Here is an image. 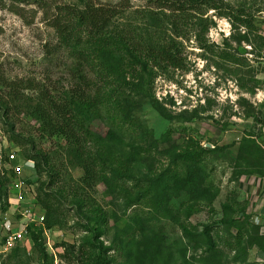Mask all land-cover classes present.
<instances>
[{
	"label": "rangeland",
	"instance_id": "rangeland-1",
	"mask_svg": "<svg viewBox=\"0 0 264 264\" xmlns=\"http://www.w3.org/2000/svg\"><path fill=\"white\" fill-rule=\"evenodd\" d=\"M87 1L95 6L125 8L124 15L113 24L114 30L129 26L141 36L144 31L154 34L160 26L181 53L183 66L177 69L146 63L152 71L146 92L136 95L124 88L126 94L114 97H118L117 102L122 100L118 104L120 109L115 108L118 112H113L116 120H120L119 112L125 109V101L132 102L126 113L128 124L121 133L127 132L125 139H135L134 143L144 149L133 152L125 147V152L119 151L118 162L129 163L131 167L141 163V172L134 171L138 182L132 180L124 186L132 192L137 187L143 188L144 175L149 179L173 172L186 176V163L178 160L175 166L172 159L192 139L202 147L215 148L203 160L206 171L202 186L211 195L215 192V196L211 197L210 206L204 205L205 208L192 214L190 223L199 230L202 225L213 223V234H221V206L229 203L234 209L244 208L250 222L259 225L264 234V178L248 174V165L260 161L264 164V0H221L229 7L226 11L188 14L179 37L171 32L169 20L163 25L170 13L157 10L148 0ZM69 6L82 8V0H0V77L19 85L14 90L0 87V98L10 105L5 111L6 107L0 103V173L24 162L29 154L34 157L30 161H42L46 170L38 184L48 185L53 180L52 191L59 192L62 200L59 224L44 228L38 245L26 237L16 249L1 253L0 264H80L81 249L89 247L88 241L93 238L86 226L99 228L98 242L112 264H197L201 251L181 240L174 223L175 214L183 217L188 194L179 191L171 197L170 213L164 217L150 208L153 200L150 196L133 205L125 193L112 192L102 182L85 188L81 184V164L69 154L62 138L45 139L40 124L23 108L25 103L34 106L40 93L58 100L57 97L70 95L75 88L72 61L59 48L52 27L59 13L63 14L62 9ZM230 9L233 15L244 9L253 19V29L233 26L231 16L226 15ZM150 16L157 20L152 21ZM198 20L203 25L200 30L194 26ZM242 37L249 42L240 40ZM140 71L141 67L137 72ZM29 83L31 89L27 88ZM13 91L20 98L16 110L10 102ZM243 101L254 108L250 118ZM194 114L198 116L196 120L186 119ZM100 127L98 122L90 125L92 132L103 133ZM90 147L92 144H88ZM243 158L249 162L245 163ZM195 178L198 184L199 175ZM78 194L85 203L78 204ZM7 199L11 200L8 196ZM198 202H202V197ZM150 239L161 247L160 254L152 252ZM97 253L87 264H98ZM235 256L231 252L230 257ZM242 256L231 264H264V255L255 247L247 248Z\"/></svg>",
	"mask_w": 264,
	"mask_h": 264
},
{
	"label": "trees",
	"instance_id": "trees-1",
	"mask_svg": "<svg viewBox=\"0 0 264 264\" xmlns=\"http://www.w3.org/2000/svg\"><path fill=\"white\" fill-rule=\"evenodd\" d=\"M148 2L156 6L157 10L165 9L170 13L163 25L168 24L169 20L171 32L176 37L181 34V26H186L184 19H187L188 14L198 16L205 10L222 12L229 9L221 0H148ZM82 4V8L65 7L62 9L63 14L59 13V16L52 22V27L58 36L59 48L65 50L72 61L71 76L76 82L75 88L70 95L57 97L58 100L47 93H40L34 106L25 103L26 107H23L27 110V114L40 124L41 131L46 135L43 137L49 140L62 138L69 154L81 164L83 172L81 184L87 189H91L95 182H102L112 192L125 193L128 197L125 194L124 196L133 205H138L150 196L153 199L150 208L155 214L164 217L170 213L168 206L171 197L177 196L179 191L188 194L189 202L183 206V217L175 214L174 223L180 230L181 240L194 250L201 251L196 261L197 264L235 263L243 257L247 248L252 247L257 248L264 255V234L260 232L259 225L250 222L251 217L244 208L237 210L229 203L221 206L222 217L219 220L221 234H213L211 227L213 223L202 225L200 230L190 223L192 214H196L205 206H210L209 201L213 195L215 196V192L211 195L208 188H202L206 171L203 160L208 154H213L215 148L202 147L190 139L184 146L185 149L175 153L172 159L175 166L178 165V160L186 163V176L182 177L179 173L173 172L168 175L166 173L157 174L155 178L149 179L148 175H144L146 181L141 180L143 188L135 187L136 190L132 192L131 188L124 186L132 180L138 182L134 177L136 176L134 171L141 172V163L131 167L129 163L118 162L117 159L121 157L119 151H124L125 147L133 152L144 151V149L138 147L136 142L134 143L135 139L126 140L127 132L121 133V129L128 124L129 117L126 113L129 112L132 102L125 101L126 106L123 110L125 113L119 112L120 120H116L117 117L113 112L120 109L118 104L122 100L117 102L118 97H114L117 94H126L124 88L132 90L136 95L146 92L152 74L146 63L177 69L183 66L181 53L177 44L171 38L165 37L166 31L159 28L160 26L157 27V32L161 31L163 34L155 32L150 35L144 31L140 36L137 30L129 29V26H126L125 30H114L113 24L117 18L124 15L125 8L122 6L117 8L95 6L87 0H82ZM233 13L230 9L226 14L231 16L233 26L241 25L247 30L253 29V19L245 13L244 9L237 10L236 15ZM172 15H177L175 16L177 19H173L175 17H171ZM149 18L152 21L157 20L156 17L150 16ZM201 22L198 20L194 23L198 30L203 28ZM240 40L249 42L246 37ZM139 67L141 71L138 73ZM4 86L11 90L19 87L14 82L5 81L0 77V87ZM32 87L30 83L27 86L30 89ZM17 94L13 91L10 97V102L15 104L12 107L15 110L20 104ZM0 103L6 107L5 111H7L9 104L2 101V98H0ZM243 105L247 117H252L254 108L246 101H243ZM155 107L158 109L157 105ZM161 114L164 116L163 113ZM197 118L198 116L194 114L186 119L190 121ZM95 122L100 124V130H103V133L92 132L90 125ZM139 134L142 135L143 132ZM140 141L142 142L143 139ZM88 144H92L90 149ZM167 151L173 150L168 149ZM135 155L138 154L135 153ZM33 159L34 157L28 154L25 161L32 162L30 160ZM243 160L245 163L249 162L248 159L243 158ZM43 163L47 169L45 159ZM248 166L250 168L248 174H258L259 177L264 178L262 161ZM34 167L38 178L33 183L27 182L34 185L36 205L44 212L45 221L43 227L30 225L27 238L38 245L44 228L59 224L62 217V200H60L61 195L60 197L57 195L59 192L52 191L53 180L48 185L42 182L38 184L40 177L46 172L43 170L45 168H42V161L34 163ZM198 175L200 182L197 184L195 176ZM11 179L10 170L0 173L1 213L9 209L7 196L9 197V194L15 191L10 188ZM57 180L59 182L60 179ZM199 197H202V202H198ZM76 198L78 204L85 203L80 194ZM100 220L102 221L103 218ZM85 228L93 234V238L88 241L89 247L81 249L79 263L87 264L92 257H95L93 254L98 251L95 258L98 264H112V261L105 257L106 252L102 244L98 242L101 234L99 228L94 226ZM233 232L235 235H232ZM150 240L152 242L149 246L152 252L155 255L160 254L161 247L154 240ZM231 252H234L236 256L230 257ZM185 264H194V262H185Z\"/></svg>",
	"mask_w": 264,
	"mask_h": 264
},
{
	"label": "built area",
	"instance_id": "built-area-1",
	"mask_svg": "<svg viewBox=\"0 0 264 264\" xmlns=\"http://www.w3.org/2000/svg\"><path fill=\"white\" fill-rule=\"evenodd\" d=\"M9 170L12 176L10 188L15 191L9 194V209L0 212V254L11 251L25 240L30 225L43 227L45 221L44 212L36 205L35 190L32 191L36 177L34 164L24 161L14 164Z\"/></svg>",
	"mask_w": 264,
	"mask_h": 264
},
{
	"label": "water",
	"instance_id": "water-1",
	"mask_svg": "<svg viewBox=\"0 0 264 264\" xmlns=\"http://www.w3.org/2000/svg\"><path fill=\"white\" fill-rule=\"evenodd\" d=\"M208 147H209V145H208Z\"/></svg>",
	"mask_w": 264,
	"mask_h": 264
}]
</instances>
